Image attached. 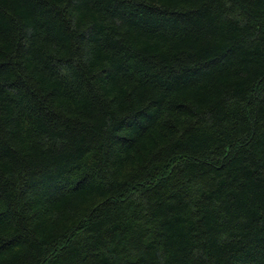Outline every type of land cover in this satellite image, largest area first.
<instances>
[{
    "label": "trees",
    "instance_id": "16d2710c",
    "mask_svg": "<svg viewBox=\"0 0 264 264\" xmlns=\"http://www.w3.org/2000/svg\"><path fill=\"white\" fill-rule=\"evenodd\" d=\"M0 264H264V0H0Z\"/></svg>",
    "mask_w": 264,
    "mask_h": 264
}]
</instances>
